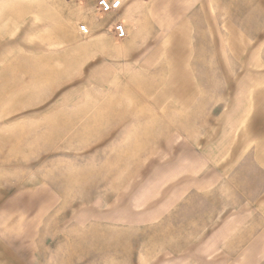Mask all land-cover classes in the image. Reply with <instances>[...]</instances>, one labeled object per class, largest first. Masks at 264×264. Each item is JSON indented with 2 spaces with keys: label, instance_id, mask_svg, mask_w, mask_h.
<instances>
[{
  "label": "rangeland",
  "instance_id": "1",
  "mask_svg": "<svg viewBox=\"0 0 264 264\" xmlns=\"http://www.w3.org/2000/svg\"><path fill=\"white\" fill-rule=\"evenodd\" d=\"M126 1L124 6L135 3L130 7L137 26L155 34L151 44H164L157 63H176L174 68H162L153 78L136 68H121V43L108 35L109 20L96 12L94 0H0V144L6 137L29 141L31 163H47L51 175L56 166L57 191L69 198L70 209L89 204L94 224L107 217L103 228L87 236L92 235L89 250L94 252L68 253L59 243L57 264H264V227L245 248L254 254L252 260H211L208 254L234 250L225 224H214L193 250L206 254L207 261L148 259L139 254L137 224L128 221L123 251L111 206L124 184L130 220L129 210H139L151 190L156 194L165 187V179L158 181L166 172L157 156L166 141L194 140L215 164L231 170L237 155L257 152L253 145L262 146L264 156V0ZM80 25L89 33H81ZM166 34L171 35L163 40ZM103 50L109 55H102ZM147 55L142 52L128 62L134 66ZM102 60L104 74L95 68ZM170 80L172 94L178 95L182 81L190 90L182 102L186 106L167 108L169 115L182 118V125L176 121L168 127L171 131H163L150 118L156 113L152 110L141 113L136 134L130 124L109 132L118 121H132L130 95L150 98L169 88ZM144 87L151 91L144 93ZM185 158L183 162L199 166Z\"/></svg>",
  "mask_w": 264,
  "mask_h": 264
},
{
  "label": "crops",
  "instance_id": "2",
  "mask_svg": "<svg viewBox=\"0 0 264 264\" xmlns=\"http://www.w3.org/2000/svg\"><path fill=\"white\" fill-rule=\"evenodd\" d=\"M126 2L121 0L118 11L102 14L104 18L100 16L109 20L111 29L107 31L108 35L121 43L117 51L123 53L124 64L120 67L125 70L139 69L142 76L149 78L156 77V73L162 68H174L176 63L170 66L157 63L161 62L159 47L164 44H151L155 34L137 26L130 7L135 3L124 6ZM116 22L125 26L126 34L123 38H118L113 30ZM174 30L172 35L177 32ZM169 35L171 34L164 35L163 40L168 39ZM150 39H153L152 42ZM121 46L124 50H121ZM101 52L102 55H109L104 50ZM142 52L148 55L136 60V64L132 66L128 61L137 58ZM104 62L106 61L98 62L95 67L101 69L103 74L107 67ZM167 84L169 88L150 98L146 97L147 94L130 95L132 105L128 106L134 110V114L130 116L132 121H118L115 124H121L109 127V132L121 125L130 124L136 134L138 130L141 131V113H152V110H156L162 119L156 113L150 118L163 131H171L168 127L176 125V121L180 122L177 125H182V118L169 115L167 108L172 104L185 105L182 102L190 92L188 86H185L187 81L178 84V95L169 92L171 80ZM143 91L149 93L151 90L144 87ZM149 122L150 120L143 123L147 125ZM136 125L138 130H135ZM12 138L6 137L0 144L3 146L1 149H5L0 152V264H57L62 252L61 248L57 249L59 243L64 245V250L68 253H83L84 250L94 252L89 250L90 243L93 242L92 235L90 239L87 236L90 230L94 232L93 229L103 228L102 221L107 217L100 216L97 224H94V208L89 204L75 211L70 209L69 202H66L69 198L62 194L60 196L57 191L56 166L51 167V175L47 163H31L30 155L34 153L30 152V142L15 141ZM164 144L165 150L157 157L163 161L161 169L166 172L158 181L165 179V187L156 194L151 190L149 200L140 203L139 210H129L130 220H127L126 202L123 199L126 194L124 184L119 187L117 200L111 203L116 208L112 222L118 226L119 249L125 251V229L128 221L137 224L134 231L138 240L136 243L140 244L139 254H147L148 259L155 262L164 259L207 261L206 254L193 250L203 242L211 228L216 224H225L228 244L234 250L229 256L224 253L208 254L211 260H252L254 254L245 250L258 230L264 227V156L259 152L262 146L253 145L251 149L256 148L257 152H247L245 156L237 155L231 161L235 165L231 170L226 169L224 164H215L211 155L201 151L205 147L194 140L166 141ZM184 154L187 160L190 158L199 166H190L188 162H183L182 159H186ZM173 160L174 163L171 164ZM207 165L212 168L210 172L206 171ZM88 180L90 178L85 179ZM212 181H216L213 186ZM176 185L178 187L174 189ZM137 203L136 200V207ZM141 206L145 208L142 209Z\"/></svg>",
  "mask_w": 264,
  "mask_h": 264
},
{
  "label": "built area",
  "instance_id": "3",
  "mask_svg": "<svg viewBox=\"0 0 264 264\" xmlns=\"http://www.w3.org/2000/svg\"><path fill=\"white\" fill-rule=\"evenodd\" d=\"M96 12L99 14H106L112 11H117L121 7V0H94ZM113 30L116 32L118 38H123L126 34L125 26L116 22L113 25ZM79 31L83 34L89 33V28L86 25H80Z\"/></svg>",
  "mask_w": 264,
  "mask_h": 264
}]
</instances>
